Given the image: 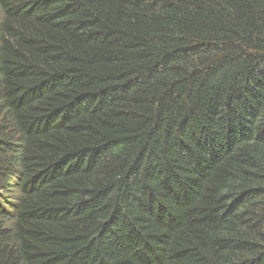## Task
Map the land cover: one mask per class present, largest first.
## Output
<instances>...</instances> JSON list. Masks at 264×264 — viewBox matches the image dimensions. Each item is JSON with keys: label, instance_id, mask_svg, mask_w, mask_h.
<instances>
[{"label": "trees", "instance_id": "16d2710c", "mask_svg": "<svg viewBox=\"0 0 264 264\" xmlns=\"http://www.w3.org/2000/svg\"><path fill=\"white\" fill-rule=\"evenodd\" d=\"M0 264H264V0H0Z\"/></svg>", "mask_w": 264, "mask_h": 264}]
</instances>
